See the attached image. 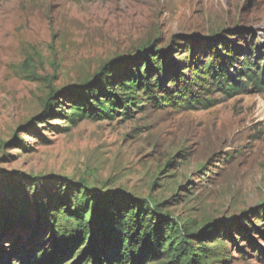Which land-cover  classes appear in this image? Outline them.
<instances>
[{
	"label": "rangeland",
	"instance_id": "1",
	"mask_svg": "<svg viewBox=\"0 0 264 264\" xmlns=\"http://www.w3.org/2000/svg\"><path fill=\"white\" fill-rule=\"evenodd\" d=\"M248 36L264 56V0H0V213L25 222L0 246L46 248L52 225L72 224L54 198L84 187L145 200L195 234L214 227L200 238L204 264H264V93L217 95L199 112L142 96L129 118L75 125L51 112L57 92L96 82L112 60L141 61L143 48L187 74L210 42L245 49Z\"/></svg>",
	"mask_w": 264,
	"mask_h": 264
},
{
	"label": "trees",
	"instance_id": "2",
	"mask_svg": "<svg viewBox=\"0 0 264 264\" xmlns=\"http://www.w3.org/2000/svg\"><path fill=\"white\" fill-rule=\"evenodd\" d=\"M244 41L245 49L218 38L216 43L210 42V52L204 58L200 52L195 59L192 50L187 74L175 65L169 70V57L161 50L143 48L136 56H141V61L120 67L112 60L97 74L96 82L57 92L63 102L51 112L55 119L75 125L79 121H113L117 116L129 118L140 108L142 96L157 107L199 112L216 107L221 102L217 95L226 100L263 94L264 56L257 52L251 37ZM73 91L78 94H68ZM75 193L80 198L73 203ZM116 195L91 196L84 187L61 189L54 198L56 216L66 218L71 226L60 232L57 224L52 225L51 244L44 249L41 244L26 246L16 239L9 246H0V264H204L207 252L200 238L213 235L214 227H208L205 235L195 234L169 216H161L159 206ZM43 211L49 212L46 207ZM15 220L8 210H2L0 243H9L14 225L25 223L21 217ZM255 231L252 226L248 233ZM194 239L200 243L197 248Z\"/></svg>",
	"mask_w": 264,
	"mask_h": 264
}]
</instances>
